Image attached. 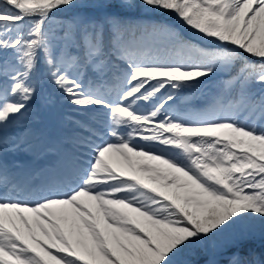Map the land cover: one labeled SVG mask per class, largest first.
Segmentation results:
<instances>
[{
	"label": "snow or ice",
	"instance_id": "6c2138e0",
	"mask_svg": "<svg viewBox=\"0 0 264 264\" xmlns=\"http://www.w3.org/2000/svg\"><path fill=\"white\" fill-rule=\"evenodd\" d=\"M0 264H264V0H0Z\"/></svg>",
	"mask_w": 264,
	"mask_h": 264
},
{
	"label": "trees",
	"instance_id": "16d2710c",
	"mask_svg": "<svg viewBox=\"0 0 264 264\" xmlns=\"http://www.w3.org/2000/svg\"><path fill=\"white\" fill-rule=\"evenodd\" d=\"M165 19H167L169 22H174L175 21V17L174 16H167ZM208 88L209 86L206 84L205 86H203L201 89H189V90H186L184 95L185 96H190L192 97V100L190 101V103L194 104L196 106V101H202L201 105H203V103L205 102V99H206V96L208 94ZM54 107V111L57 113V115L59 117H62L64 118V114H62L58 108L57 105L53 106ZM45 109H51V107H44V106H41V105H37V111H36V117L35 118H30L29 119V124L30 126L34 127L35 123H36V119L37 117L40 115V113H42ZM23 130V129H21ZM250 222L249 221H244V222H241L239 225L236 226V229L239 230V229H243V228H246L248 226ZM256 247H259V241L256 242L255 244ZM194 259H200L202 260L203 258L202 257H195Z\"/></svg>",
	"mask_w": 264,
	"mask_h": 264
},
{
	"label": "rangeland",
	"instance_id": "374dc122",
	"mask_svg": "<svg viewBox=\"0 0 264 264\" xmlns=\"http://www.w3.org/2000/svg\"><path fill=\"white\" fill-rule=\"evenodd\" d=\"M42 134H44V135L47 136V134H46L45 131H43ZM19 153L22 154V155H23V154H26V153H24V152H19ZM20 160L26 162L25 157L20 158ZM26 163H27V162H26Z\"/></svg>",
	"mask_w": 264,
	"mask_h": 264
}]
</instances>
